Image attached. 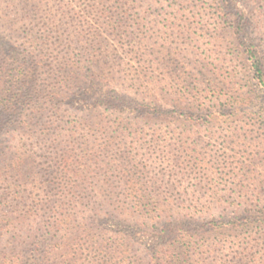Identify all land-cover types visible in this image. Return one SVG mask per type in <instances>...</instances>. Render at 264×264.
Listing matches in <instances>:
<instances>
[{"label": "rangeland", "instance_id": "obj_1", "mask_svg": "<svg viewBox=\"0 0 264 264\" xmlns=\"http://www.w3.org/2000/svg\"><path fill=\"white\" fill-rule=\"evenodd\" d=\"M3 2L0 36L10 35L17 49L15 31L23 24L16 25L18 12ZM143 12L147 27L157 25L146 31L155 56L180 68L173 79L162 70L150 92L88 91L73 107L44 112L30 129L15 115L4 124L0 264H155L161 242L153 227L160 231L182 222L192 229L228 220L252 202L264 205V154L246 163V149H264L263 123L151 119L153 110H171L178 102L184 107L180 89L186 75L199 82L191 91L192 108L203 103L221 109L225 95L241 94L248 81L242 55L247 39L264 75V0H149ZM179 158L190 160L182 172L192 178L185 182L207 192L209 209L198 220L165 211L155 213V220L145 217V206L164 204L160 194L173 185ZM254 189L262 193L257 200L250 195ZM261 228H228L224 240L231 246L236 236L244 242L262 237ZM244 264L263 263L249 256Z\"/></svg>", "mask_w": 264, "mask_h": 264}, {"label": "trees", "instance_id": "obj_2", "mask_svg": "<svg viewBox=\"0 0 264 264\" xmlns=\"http://www.w3.org/2000/svg\"><path fill=\"white\" fill-rule=\"evenodd\" d=\"M148 1L5 0V7L18 12L13 19L16 25L23 26L15 31L17 49L11 45L10 35L0 36V132L14 115L16 121L30 129L42 121L44 112L65 105L73 107L80 95L90 96L88 91L93 92L92 96L107 88L112 94L116 89L150 92L160 82L162 70L173 79L180 68L170 62L164 64L155 56L146 31L157 25L147 27L141 18L146 14L143 10ZM237 29L244 31V25L238 22ZM242 48L248 81L241 94L225 95L221 109L206 108L203 103L192 108L191 91L199 88V82L186 75L180 89L184 107L178 102L171 110H153L151 119L162 117L191 125L210 120L239 122L249 127L264 124L261 63L252 39H247ZM263 154L262 148L246 149V163L252 164L250 160ZM173 163L180 171L170 178L173 185L160 194L159 200L162 197L164 204L161 208H156L158 204L145 206V217L155 220V213L165 211L172 217L176 214L181 219L198 220L197 215L209 209L205 203L207 192L188 188L185 180L192 177L182 171L190 160L179 158ZM250 195L256 200L262 197L257 189ZM253 203L249 208L233 210L228 220H211L192 229L182 222L160 231L153 227L150 232L158 235L161 242L159 249L154 250L158 256L155 264H244L249 256L264 264L260 260L264 256V236L246 242L236 236L231 246L224 240L228 228L260 231L264 227V205Z\"/></svg>", "mask_w": 264, "mask_h": 264}]
</instances>
